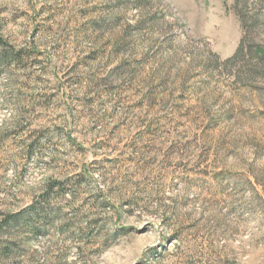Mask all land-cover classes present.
Wrapping results in <instances>:
<instances>
[{"label": "rangeland", "instance_id": "374dc122", "mask_svg": "<svg viewBox=\"0 0 264 264\" xmlns=\"http://www.w3.org/2000/svg\"><path fill=\"white\" fill-rule=\"evenodd\" d=\"M23 210L0 264H264V0H0Z\"/></svg>", "mask_w": 264, "mask_h": 264}, {"label": "trees", "instance_id": "16d2710c", "mask_svg": "<svg viewBox=\"0 0 264 264\" xmlns=\"http://www.w3.org/2000/svg\"><path fill=\"white\" fill-rule=\"evenodd\" d=\"M14 56H16L17 58H20V54H16V55H14ZM26 149H27V155H31L32 153H33V151H34V149H35V142H32L31 144H29L27 147H26ZM64 186V184H62V183H60L59 184V188H61V187H63ZM46 202V201H45ZM30 210H34V212L37 214V215H40L41 213H44L45 211H46V208H45V206L43 205V204H39V207L37 206V209H36V207H33V208H30V209H27V211H30ZM26 210L24 211L23 210V212H18V213H16V214H12V215H10L9 217H8V219L7 220H5L4 221V226H1L0 227V230L1 229H3L2 230V234H4V232L6 231V227H8L7 225H8V223H11L12 224V226H14V225H16V224H18V222H19V219L25 214V212H27ZM44 211V212H43ZM2 251H4L3 253V255L5 256L6 254L8 255V253H9V248H3V250Z\"/></svg>", "mask_w": 264, "mask_h": 264}]
</instances>
